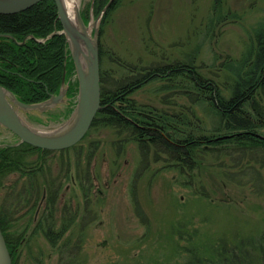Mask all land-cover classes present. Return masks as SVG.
I'll list each match as a JSON object with an SVG mask.
<instances>
[{
    "label": "rangeland",
    "instance_id": "obj_1",
    "mask_svg": "<svg viewBox=\"0 0 264 264\" xmlns=\"http://www.w3.org/2000/svg\"><path fill=\"white\" fill-rule=\"evenodd\" d=\"M214 1L124 0L103 24L94 0H76V6L92 37L99 39L105 67L118 68L111 56L148 66L187 59L197 50V64L206 73L216 67L214 61L240 57L254 28L264 23V0H222L224 13L232 15L222 20ZM69 47L72 55L70 42ZM77 79V73L70 75L61 90ZM159 86L146 84L133 98L162 107ZM78 97L79 90L43 111L17 109L32 128L50 133L72 119ZM20 141L0 126V146ZM73 147L67 154L55 150L44 160L61 187L59 206L78 209L72 231L64 236L63 254L31 233L34 224L24 233L27 219L3 208L11 200L9 186L22 185L20 175H11L0 187L1 217L18 241L16 264H223L225 249L264 232V196L227 181L226 169L210 157L192 186H185V178L164 161L151 156L149 166L144 165L138 144L111 128L91 127Z\"/></svg>",
    "mask_w": 264,
    "mask_h": 264
},
{
    "label": "trees",
    "instance_id": "obj_2",
    "mask_svg": "<svg viewBox=\"0 0 264 264\" xmlns=\"http://www.w3.org/2000/svg\"><path fill=\"white\" fill-rule=\"evenodd\" d=\"M123 1L94 0L102 24ZM214 2L217 18L232 16L224 13L222 0ZM62 30L56 0H41L17 13H0V84L21 102L36 104L58 95L64 76L68 83L69 76L77 73ZM196 52L187 59L148 66L111 56L118 66L114 70L104 66L106 55L101 49L102 108L92 127L111 128L125 141L136 142L144 165L149 166L151 156L164 161L185 178V186H192L204 159L210 157L226 169L227 181L249 186L264 196V23L254 28L240 57L228 55L218 64L214 61L212 67H216L206 73L197 64ZM156 82L164 94V106L133 98L146 84ZM78 90L77 79L68 86L66 96H77ZM55 152L21 141L0 146V187L6 186L11 175H20L22 185L9 186L11 200L3 208L27 219L24 233L34 224L31 233L44 237L63 254L68 238L64 236L72 231L78 209L59 206L61 187L44 161ZM132 193L140 214L137 195ZM1 215L0 227L16 264L18 241ZM220 262L264 264V232L225 249Z\"/></svg>",
    "mask_w": 264,
    "mask_h": 264
},
{
    "label": "water",
    "instance_id": "obj_3",
    "mask_svg": "<svg viewBox=\"0 0 264 264\" xmlns=\"http://www.w3.org/2000/svg\"><path fill=\"white\" fill-rule=\"evenodd\" d=\"M41 0H0V13L12 14L21 12L34 6ZM59 18L63 25V33L66 34L73 59L76 64V70L79 81V97L77 109L72 119L61 129L54 132H40L32 128L20 115L18 108L46 110L54 104L63 100L67 90L63 88L58 95L51 96L48 100L27 104L21 102L15 94L0 84V95L7 92L10 95V101L3 97V105L0 106V126H4L17 134L21 142L47 150H66L78 144L88 133L101 110V54L98 37L94 38V47L91 50V58L87 69H83L81 63L73 48V43L67 29L65 12L62 0H56ZM109 6V5H108ZM77 17L83 27L84 23L80 11L77 10ZM91 47V44L89 45ZM65 85V76L63 86ZM0 264H13V259L7 245L6 237L0 227Z\"/></svg>",
    "mask_w": 264,
    "mask_h": 264
},
{
    "label": "bare ground",
    "instance_id": "obj_4",
    "mask_svg": "<svg viewBox=\"0 0 264 264\" xmlns=\"http://www.w3.org/2000/svg\"><path fill=\"white\" fill-rule=\"evenodd\" d=\"M62 4L65 12L64 20L73 43V48L81 66L83 69H87L91 58L90 49L94 47L95 44L94 38L92 37L90 30L87 27H83L78 20V7L76 6V0H62ZM90 44L91 47H89ZM3 97L10 101L9 93L3 92V95H0V106L3 105Z\"/></svg>",
    "mask_w": 264,
    "mask_h": 264
}]
</instances>
